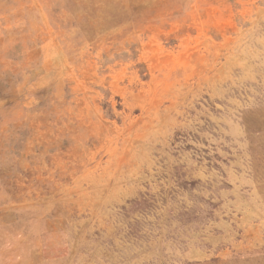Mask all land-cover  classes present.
<instances>
[{"label":"rangeland","instance_id":"rangeland-1","mask_svg":"<svg viewBox=\"0 0 264 264\" xmlns=\"http://www.w3.org/2000/svg\"><path fill=\"white\" fill-rule=\"evenodd\" d=\"M0 264H264V0H0Z\"/></svg>","mask_w":264,"mask_h":264}]
</instances>
